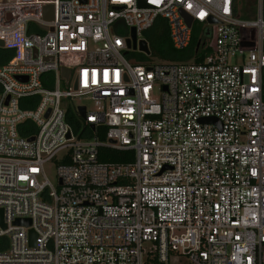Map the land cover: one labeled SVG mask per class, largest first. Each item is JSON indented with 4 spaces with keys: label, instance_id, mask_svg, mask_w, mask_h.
I'll return each mask as SVG.
<instances>
[{
    "label": "built area",
    "instance_id": "obj_1",
    "mask_svg": "<svg viewBox=\"0 0 264 264\" xmlns=\"http://www.w3.org/2000/svg\"><path fill=\"white\" fill-rule=\"evenodd\" d=\"M0 41V264H264V0H0Z\"/></svg>",
    "mask_w": 264,
    "mask_h": 264
},
{
    "label": "trees",
    "instance_id": "obj_2",
    "mask_svg": "<svg viewBox=\"0 0 264 264\" xmlns=\"http://www.w3.org/2000/svg\"><path fill=\"white\" fill-rule=\"evenodd\" d=\"M242 12H246L244 8H242ZM197 28L198 24L194 23L191 42L187 48L181 50L172 47L168 36L166 20L161 16L156 17L152 26L144 30L143 36L148 41L151 53L158 59L166 61L189 60L194 56L195 47L199 40L201 42L203 41V37L200 38ZM207 53L208 49L205 48L201 51L200 55L195 57L196 61L201 60ZM12 55L13 51L11 49L0 48V64L6 62ZM136 56L137 61H141L144 58L142 55ZM27 135L30 134H26V136ZM100 137L101 139L104 138L103 134ZM133 154L134 153L130 150L119 151L105 146L100 147L98 150V158L100 161L104 162H127L133 159ZM0 242L6 245L7 238L5 236L0 237Z\"/></svg>",
    "mask_w": 264,
    "mask_h": 264
},
{
    "label": "water",
    "instance_id": "obj_3",
    "mask_svg": "<svg viewBox=\"0 0 264 264\" xmlns=\"http://www.w3.org/2000/svg\"><path fill=\"white\" fill-rule=\"evenodd\" d=\"M52 10V5L51 4H48L45 6V13H46V17H50L51 14H50V11ZM49 15V16H48ZM186 20H187V23L188 25H191V21H192V18L189 17V16H186ZM131 36H132V47L135 48L136 47V34H135V30L134 28H131ZM199 43H197V47L199 46ZM2 41H0V46H2ZM128 46H129V40H128ZM139 48L145 52H148V47H147V42L145 39H141L139 41ZM69 72H70V67L68 66H62L61 67V75L64 77V79L67 81L68 79V76H69ZM84 110L85 108L83 106H79V112L81 114L82 117H84ZM203 121H209L210 119L209 118H203L202 119ZM90 126L93 127V123H90ZM67 136H69V134H67ZM29 139H33V137H30ZM15 224H19V225H28L30 223V220L29 219H16L14 221ZM0 224L5 227V224L3 222V213H2V209L0 208ZM34 238H35V234L33 233L32 230H30V242L33 244V241H34Z\"/></svg>",
    "mask_w": 264,
    "mask_h": 264
},
{
    "label": "rangeland",
    "instance_id": "obj_4",
    "mask_svg": "<svg viewBox=\"0 0 264 264\" xmlns=\"http://www.w3.org/2000/svg\"><path fill=\"white\" fill-rule=\"evenodd\" d=\"M248 1V0H247ZM62 88H69L73 86V78L69 83H65V81H62L61 84ZM72 101L74 104H86L89 110H93V103L92 101L86 99L85 97H76L72 98ZM44 171L46 176L52 181L54 184L56 183V172H55V164L52 161L46 162L44 164ZM155 264H160V263H155ZM165 264H190V262L187 260L185 256H179L176 257V259H173L169 263Z\"/></svg>",
    "mask_w": 264,
    "mask_h": 264
}]
</instances>
